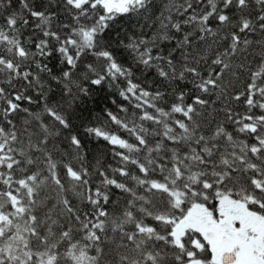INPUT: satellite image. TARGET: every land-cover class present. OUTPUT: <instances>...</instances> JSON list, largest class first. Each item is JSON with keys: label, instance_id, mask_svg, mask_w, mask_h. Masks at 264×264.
<instances>
[{"label": "snow or ice", "instance_id": "6c2138e0", "mask_svg": "<svg viewBox=\"0 0 264 264\" xmlns=\"http://www.w3.org/2000/svg\"><path fill=\"white\" fill-rule=\"evenodd\" d=\"M0 264H264V0H0Z\"/></svg>", "mask_w": 264, "mask_h": 264}]
</instances>
